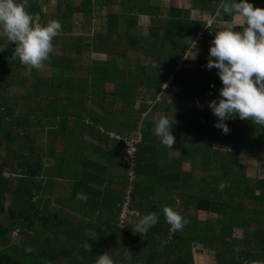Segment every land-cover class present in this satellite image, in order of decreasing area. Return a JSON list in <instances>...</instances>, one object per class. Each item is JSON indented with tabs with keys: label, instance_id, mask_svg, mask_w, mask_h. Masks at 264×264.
<instances>
[{
	"label": "trees",
	"instance_id": "1",
	"mask_svg": "<svg viewBox=\"0 0 264 264\" xmlns=\"http://www.w3.org/2000/svg\"><path fill=\"white\" fill-rule=\"evenodd\" d=\"M174 1L58 0L51 20L63 30L45 63L50 76L34 68L21 73L16 45L0 35V49L9 48L0 52V264H95L105 252L116 264L264 263V177L248 176L240 163L241 156L264 155V126L236 118L225 135L208 107L223 87L217 69L206 67L209 48L231 19L222 0H188L189 8ZM248 2L264 9V0ZM27 5L34 23L41 16L35 24L51 21L39 3ZM77 15L89 32L84 37L73 35ZM140 15L150 18L147 34ZM95 19L104 25L86 40ZM86 50L106 59L90 62L83 75L78 58ZM13 86L25 92L11 95ZM142 90L151 103L137 104ZM159 113L175 119L173 133L184 134L173 148L154 133ZM137 131L142 139L131 165L109 133ZM174 149L180 153L171 156ZM58 182L70 184L67 194L57 193ZM129 189V209L138 215L122 223ZM162 206L188 220L182 230H171ZM151 212L159 222L137 232Z\"/></svg>",
	"mask_w": 264,
	"mask_h": 264
},
{
	"label": "clouds",
	"instance_id": "2",
	"mask_svg": "<svg viewBox=\"0 0 264 264\" xmlns=\"http://www.w3.org/2000/svg\"><path fill=\"white\" fill-rule=\"evenodd\" d=\"M27 7V0L22 3L0 0V35L16 45L14 58L40 70L50 60V54L54 52L53 39L63 28L58 20H51L46 25L35 24ZM220 7L231 23L215 32L209 48L206 67L217 69L223 87L219 90V99L208 102V107L217 118L214 126L227 135L230 128L226 122L236 118L264 126V9L255 7L248 0H222ZM237 21L244 23L242 30L235 29ZM191 42L196 49L197 42ZM185 55L188 57V52ZM162 87L167 88V85ZM197 107H201L199 101ZM174 124L175 119L163 116L154 129L155 135L168 148H173L176 143ZM162 212L171 230L180 231L188 223L170 206H162ZM158 222L157 212L148 213L139 219L136 231L146 234ZM95 264L116 262L109 252H105L97 257Z\"/></svg>",
	"mask_w": 264,
	"mask_h": 264
},
{
	"label": "rangeland",
	"instance_id": "3",
	"mask_svg": "<svg viewBox=\"0 0 264 264\" xmlns=\"http://www.w3.org/2000/svg\"><path fill=\"white\" fill-rule=\"evenodd\" d=\"M78 0H74V3L75 5L78 4L77 2ZM176 5H183L187 8H189L191 5H190V1H174ZM173 2V3H174ZM48 11V10H47ZM106 8L103 10V13H106ZM47 14L49 15V11L47 12ZM195 15V14H194ZM197 15V14H196ZM75 18H73V22H74V25H73V35L74 37L75 36H78V35H81L84 37V34L87 35L88 30L86 31L85 28L82 29V20H81V16L80 15H77V16H74ZM49 20L52 19L51 16H48L47 17ZM46 18V19H47ZM47 19V21H48ZM150 24V18L146 15H140L139 16V29L141 31V33L143 34H147L148 32V26ZM104 25V22L102 23L99 19H95V21L93 22L92 26H91V30H89L91 32L90 35H88L87 37H85L86 40L89 39V37L94 33V32H97L101 29V26ZM57 41V40H56ZM68 42V41H66ZM57 46L59 47H62L64 46L63 42H59L57 41ZM8 47L6 46L5 48H1L0 49V52H7L8 51ZM189 58L192 59V58H196L193 54H190L189 55ZM98 59H106V56L104 55H100V54H94L90 51H84L82 57L78 58V63H80L81 67H82V72L81 74L83 75H86L88 74L87 72V69H86V66L89 65L90 62H93L95 60H98ZM143 62H148V59H145L144 57L142 58ZM134 61V60H132ZM179 64L181 65H185V66H190V63H187V62H184L183 60L179 62ZM25 65V64H24ZM31 71V66L29 65H25V69L22 70L21 73H25V75L29 74ZM39 73L41 75H45V76H50V70L44 66L42 69L39 70ZM109 89H111V87H109ZM25 92L24 89H20L19 87L17 86H13V87H10L9 88V94L13 95V94H16V95H19L21 96L23 93ZM151 93L147 92L146 90H142L141 93H140V97L138 98L137 100V104L138 103H141V101H147L148 103H151L152 102V98H151ZM21 103V106L19 108L20 112L22 111L23 109V104H22V101L20 102ZM163 117L162 114H156L155 117H154V125L156 126L157 122L159 121V119ZM116 130V129H115ZM138 132V131H137ZM137 132H133L131 134H136ZM181 133H173V135L175 136L176 139H179V138H182L184 134H181ZM39 144H42L41 141H38ZM18 146V145H16ZM62 149V147L60 146L59 148V151ZM180 153V150L179 149H174V150H170V155L173 156V155H177ZM240 163L243 164L245 167H246V172H247V175L248 176H251L253 178L257 177V176H260V177H264V155L262 154H256L255 156L253 157H247V156H241L240 158ZM117 174H118V171H117ZM6 175L9 176L10 173L8 172V170H6ZM57 193H60V192H63L65 194H67L70 190V184H67V183H64V182H58L57 184ZM80 198V197H79ZM11 204V201L9 200L7 205H10ZM50 208L53 207L55 208V205L50 203L48 205ZM192 212L194 213V210H192ZM123 215V213L121 214ZM120 215V216H121ZM198 217L201 218V219H205L206 218V213L204 212H198L197 213ZM5 215L2 216L1 218L2 219H5ZM209 218H213L215 217V214H209L208 216ZM133 220V219H131ZM236 234L238 236L241 235V231H237ZM13 239L16 243H18L22 237V235L19 233L18 230H16L13 234ZM248 249L247 247H243V249H239V254L241 255L242 258H247L248 257V253H247V250ZM203 252H208L210 253L209 251L205 250ZM252 264H257V263H252ZM259 264V263H258ZM260 264H264V263H260Z\"/></svg>",
	"mask_w": 264,
	"mask_h": 264
},
{
	"label": "built area",
	"instance_id": "4",
	"mask_svg": "<svg viewBox=\"0 0 264 264\" xmlns=\"http://www.w3.org/2000/svg\"><path fill=\"white\" fill-rule=\"evenodd\" d=\"M214 22L213 19L209 20V24H212ZM199 38L201 37V34L198 35ZM110 136L112 138H115L117 140L122 141V143L124 144L125 148H126V154L130 160V164L133 165L134 159H135V155L138 151V144L142 139V133L140 131H138L136 134H133L132 136H121L118 135L114 132L109 133ZM131 178H133V175H131ZM130 189L127 191V197H126V202L124 203L123 206V215L120 216L121 222L123 223L128 216H134V215H138V212L134 211V210H130L129 209V204H130Z\"/></svg>",
	"mask_w": 264,
	"mask_h": 264
},
{
	"label": "crops",
	"instance_id": "5",
	"mask_svg": "<svg viewBox=\"0 0 264 264\" xmlns=\"http://www.w3.org/2000/svg\"><path fill=\"white\" fill-rule=\"evenodd\" d=\"M28 1V0H27ZM30 1H36L37 3H39L41 9H42V13L45 14V17H48V16H51L52 18L55 17L54 15H57L58 14V0H29ZM178 1H188V0H178ZM17 3H22L23 0H16ZM74 2V0H73ZM78 4L80 3V0L77 1ZM179 6H183L182 4L179 5ZM185 7V6H183ZM261 8V7H260ZM49 11V15L47 14V12ZM194 14H198L199 16V13L195 12ZM205 18L208 17V16H204ZM41 19V16H37L36 19H35V23H37L39 20ZM47 21V20H45ZM235 25H244V23L242 21H237V23Z\"/></svg>",
	"mask_w": 264,
	"mask_h": 264
},
{
	"label": "water",
	"instance_id": "6",
	"mask_svg": "<svg viewBox=\"0 0 264 264\" xmlns=\"http://www.w3.org/2000/svg\"><path fill=\"white\" fill-rule=\"evenodd\" d=\"M198 246H200V247H201L202 245L198 244Z\"/></svg>",
	"mask_w": 264,
	"mask_h": 264
}]
</instances>
